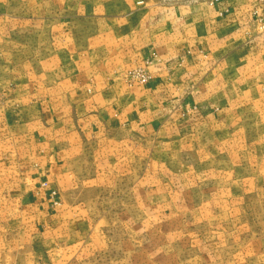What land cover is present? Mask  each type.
Returning a JSON list of instances; mask_svg holds the SVG:
<instances>
[{
	"label": "crops",
	"instance_id": "1",
	"mask_svg": "<svg viewBox=\"0 0 264 264\" xmlns=\"http://www.w3.org/2000/svg\"><path fill=\"white\" fill-rule=\"evenodd\" d=\"M15 1L28 22L11 32L37 41L8 44L42 52L33 72L0 78L2 255L23 264H87L104 218L93 217L99 204L82 195L121 194L123 201L102 208L130 209L129 175L115 168L132 156L161 162L162 146L184 145L226 154L243 138L238 132L250 131V159H264L256 0L186 8L180 3L193 0ZM137 68L150 75L147 85L127 83ZM99 177L115 184L100 185ZM134 192L147 201L148 187Z\"/></svg>",
	"mask_w": 264,
	"mask_h": 264
},
{
	"label": "rangeland",
	"instance_id": "2",
	"mask_svg": "<svg viewBox=\"0 0 264 264\" xmlns=\"http://www.w3.org/2000/svg\"><path fill=\"white\" fill-rule=\"evenodd\" d=\"M204 3L211 6V0L180 5L186 8ZM21 4L0 0V78L5 82L33 72L42 52L18 50L8 44L12 39L21 43L37 36L11 32V27L24 29L28 22L26 12L18 9ZM11 6H15L13 12ZM184 25L182 22L180 27ZM249 132H238L242 140L238 139V147H227L226 154L210 153L205 147L162 146L161 162L151 156L140 161L132 156L130 162L116 166V175L124 171L129 175L131 193L124 201L130 209L102 208L105 202L123 201L121 194L104 190L82 195L88 203L92 196L99 204L93 217L104 218L95 226L99 242H94L93 253L88 247L87 264H264V159H250L254 147L249 144ZM85 168L91 170L90 160L84 163ZM99 178L100 185L115 184L112 178ZM158 183L163 186H154ZM145 186L148 193L143 203L134 189L142 191ZM155 188L161 192L151 191ZM14 257L0 253V264H23L21 258Z\"/></svg>",
	"mask_w": 264,
	"mask_h": 264
},
{
	"label": "built area",
	"instance_id": "3",
	"mask_svg": "<svg viewBox=\"0 0 264 264\" xmlns=\"http://www.w3.org/2000/svg\"><path fill=\"white\" fill-rule=\"evenodd\" d=\"M224 0H212L211 5L221 3ZM255 24L258 28L264 32V0H256V7H255ZM127 83L132 86L134 84L145 86L151 80L150 75L148 74L147 70L142 68H137L134 70L129 71L125 77ZM53 196H57V193H53Z\"/></svg>",
	"mask_w": 264,
	"mask_h": 264
}]
</instances>
